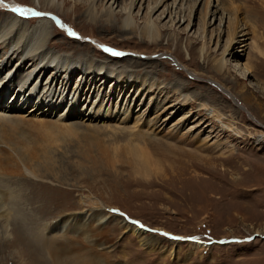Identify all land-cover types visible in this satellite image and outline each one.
I'll use <instances>...</instances> for the list:
<instances>
[{
	"label": "rangeland",
	"instance_id": "rangeland-1",
	"mask_svg": "<svg viewBox=\"0 0 264 264\" xmlns=\"http://www.w3.org/2000/svg\"><path fill=\"white\" fill-rule=\"evenodd\" d=\"M34 1L0 0V26L18 17L33 27L42 18L18 15L13 7L50 11L80 37L53 24L47 53L92 60L141 81L128 84L123 93L118 88L113 96L112 81L94 84L92 102L105 101L109 94L103 109L111 107L110 116L98 119L78 101L79 110L68 120H60L65 106L53 115H28L32 110L46 113L44 103L55 104L43 98L47 74L38 81L40 76L23 70L16 75L14 69L3 81L0 111L19 117L0 122V264H54L48 245L69 247L67 263L85 254L108 264H264V140H257L264 135V16L259 15L264 0H167L153 17L163 30L156 42L139 31L156 0H137L132 9L136 28L127 32L120 30L116 15L129 0L114 5L109 23L96 15L112 0H96L94 6L93 0H59L62 6L55 8ZM235 10L237 41L247 46L226 55V70L219 75L216 63L229 46L227 23ZM102 46L124 54L112 55ZM79 72L69 89L79 85ZM143 78L164 87V95L144 91ZM54 85L57 91L62 87L61 81ZM179 85L186 86L194 102L162 113L177 99L174 88ZM240 94L250 100L248 109L238 106H245ZM198 102L234 117L243 138L221 131L219 123L197 109ZM150 120L153 127L135 125ZM132 132L145 134L149 143L143 135L131 137ZM130 139L147 148L146 158L130 149ZM123 221L129 223L122 226ZM138 227L145 232L142 237Z\"/></svg>",
	"mask_w": 264,
	"mask_h": 264
},
{
	"label": "bare ground",
	"instance_id": "bare-ground-1",
	"mask_svg": "<svg viewBox=\"0 0 264 264\" xmlns=\"http://www.w3.org/2000/svg\"><path fill=\"white\" fill-rule=\"evenodd\" d=\"M95 1L96 0H93L91 2L92 6L95 5ZM118 1L119 0H112L111 1L112 3L110 4V6H108L106 8L107 10L106 11L102 10L105 13L102 11L100 13L98 12L96 15V18L97 19L99 18L100 20H104L105 22L109 23V21L111 19H113V7ZM184 1L185 0H182V2H184ZM34 3L36 6H43V7H47V8L53 6V8H55L56 6L61 5L62 1H61V3H59V0H36V1H34ZM136 3H137V0H129L128 4L123 8V10L125 12H123V10H122L123 13L121 12V13L116 15V17L121 19L120 30L123 32L132 31V29L136 28V26H135L136 24H135V22H133L134 20L132 17V9L135 7ZM165 3H167V0H156L155 4H153V6H149L146 19L144 20L143 24L139 27V31L141 32L142 37L148 39L151 42H156L161 38V34H162L161 32L163 30L154 22L153 17L160 10V8L164 6ZM123 5H124V3H123ZM86 6H88V4ZM16 8H20V7H16ZM13 9H14V7H13ZM166 10L167 9H164L160 16L165 15ZM89 11L91 13L92 10H89ZM45 12H48V13H46V14L42 13L41 20L36 19L38 21V23L36 25H34L33 27H28L26 25L24 26L22 21L18 17H11L12 19L8 23H6V25L4 24L3 26H0V49H2L4 51V53H2V55H0V75L6 67H8L12 62H14V60H16V62H15L16 65L14 66V64H13V66H14L13 69L11 68L10 71L7 72L6 77H4L3 80L0 79V82H1L0 86L2 85L3 81L8 79V77L13 73L14 69H16L15 70L16 75H17V73H19L20 71L22 72V70H23V72L27 76H30L32 74H35L36 78H38L40 76L39 79H37L38 81L41 78H43L44 75L47 74L45 78L48 77V82H46L44 87L42 88L43 92H44L43 98H45V100H48V101L50 100V102L54 101L55 104L54 103H51V104L44 103V104H42V107H44V108L46 107V110H47L46 113H40L38 111L36 112L35 110H32V111H30V114H28V115H32L34 113L45 115L48 112H50V114L53 115L57 111V109H60L61 107L65 106L64 110H63L64 114L61 115L60 120H62L63 118H67L66 120H68L72 117H75V112L77 110H79V109H77V107L79 106V103H78V101H79L84 106L86 104H88L90 106V108H92L91 109V115L95 114L94 116H97L98 119L100 117H102L103 119L105 117H109L111 114V112H110L111 107L108 110H106L104 108L106 110V113L104 114L105 110L103 109V106H104V103L106 100H108L110 102L111 97L109 98V94H108V96L105 98V101H104V97H101V99H99L98 101L92 102L93 96L92 97L90 96L91 90H92L90 88L91 87L93 88V85L95 84V86H96V84H98V83H100L99 85L101 87L105 86V85L108 86V84H110V82L112 81L113 86L111 87L110 90L112 91V96H113L115 93H117L118 88H120L119 93L121 91L123 93V91L128 90V84H131V83L136 84L138 81L140 82L141 80H139L138 78L133 79L132 76L128 75L126 71H119V70L114 69V68H108L105 66H100L97 62H94L92 60H88V59L87 60H83V59L73 60V59L61 57V56H58L55 54L47 53L48 48L51 47V45H53L52 39L50 38L52 36L50 29L53 28L56 30V27L53 25V24H55L54 20L49 15H47V14H49L50 11H45ZM192 12H193V9L191 8V13L188 14L190 20H191ZM103 13H104V16L106 18H104ZM181 13L183 14L182 11H181ZM181 13H180V15H182ZM50 14L54 15L53 13H50ZM237 14H238V12L235 10L234 11V18L230 17L229 21L227 23L228 29L231 33H229L230 34L229 35V43H228L229 46H227L222 57L220 59H218L217 63H216V71L219 75H222L226 70V67H227L226 55L227 54L232 55V56L236 55V53L239 52L238 50H241V52H242V51H244L243 48L247 46L245 41H243V42L237 41V33L239 30L238 23L236 22V20H238ZM259 15H260V17L264 16V10L259 12ZM55 16H57L59 19H61V17L59 15H55ZM171 16H172V14H171ZM188 16H186V14H185L183 19H185V17H186L187 18L186 21H188V19H189ZM91 17H93V16H91ZM93 18H95V17H93ZM176 18H177V16L175 17V19H172L171 21L175 22ZM203 18H204L203 22H205V24H206L207 12L203 16ZM33 20H31V22H33ZM36 20H34V21H36ZM179 22H180V20H179ZM112 24L110 26H112V27L115 26ZM191 24L192 23L190 22L187 27H189ZM71 30L73 31L74 29L71 28L70 31L68 29V32H71ZM150 39H152V40H150ZM238 44H240V46H234V45H238ZM231 48H232V50H230ZM2 50H1V52H2ZM235 51H238V52H235ZM1 52H0V54H1ZM200 53H201V56L203 55L204 60L209 58L207 56V54L205 53L204 45L200 49ZM193 54H194L193 51L190 52L191 58L195 57ZM135 61H138V60H135ZM28 64L30 65L29 68H27ZM17 66L20 67L18 70H17ZM233 68L235 70V67H233ZM78 72L80 74L77 77L81 78L80 83H79V85L77 84L76 88L71 90V89H69V84ZM60 81L62 83V87L60 88V86H59L60 90L57 91V89H55L56 86L54 84H57V82H60ZM90 82L92 84L89 86ZM142 82H144L143 83V87H145L144 91H149V93H155L157 91L158 92L157 94H163L164 93L165 88L160 87L157 83H155L153 81L148 82L144 78H143ZM123 83H125L126 85L121 87ZM218 84H220V83H218ZM42 86H43V84H42ZM220 86L222 88L224 87L222 84H220ZM63 87L64 88L66 87L65 90L68 87V90H69L68 94L65 96H64L65 92L63 90ZM174 89H175L174 91L176 92L175 94L178 95L177 99L174 100L172 103H170L171 105H167L162 110H160V111H162V113L167 111V109L168 110L171 108L172 109L173 108H179L180 109V108L186 107V106L190 105L192 102H194L192 100L191 96L188 94V91H187L185 85L180 86V88H174ZM95 90H97V89H95ZM225 91H226L225 94L230 96L232 98V100H234V101L237 100L235 97L236 95L233 96L231 93H229L230 91H227V90H225ZM48 93H50V95L55 94L56 96H59L62 98H53V99L47 98L46 96ZM98 96H97V98H98ZM240 96H243L242 97V100H243L242 103H244L245 106H243L240 103H237L238 106L241 107L240 109H246V108L248 109L251 106L250 100H246V99H248L247 96L245 97L242 94H240ZM167 98L169 99V97H167ZM3 99H5V95L3 96ZM74 99H75V104H72L71 102H73ZM10 100H11V98H10ZM67 103H68V105H67ZM21 104L24 105L23 102H21ZM95 104H96V107L94 109ZM10 105H11V107L13 106L12 103H10ZM197 106H198L197 109L205 111L209 118L214 119L215 122L219 123V125L221 127V131H224L226 133H232L237 138H243V133L237 127V123H236V120L234 119V117L223 115L216 107H212V106L208 105L207 103L198 102ZM7 107H9V106H7ZM7 107H5V108H7ZM3 108L4 107L1 105V101H0V109H3ZM162 113L160 112V115ZM169 114H170V112H169ZM14 115H16V114H13V112H6L4 110H1L0 111V122L4 121V120H9V119L10 120L15 119V118L19 117V116L16 117ZM47 115H49V114H47ZM167 117H165V118H167ZM150 124H152L151 120L148 121V123H142V124L140 121H135L136 127H139V128H141L140 126H142V125H148L149 126ZM153 124L156 125L157 123L155 122ZM143 127H145V126H143ZM149 127H153V126H149ZM142 135H143V137H142ZM130 136L131 137L132 136H135V137L141 136L143 141L149 143L148 140H146L144 138L145 134H143V133H133ZM136 139H140V138L137 137ZM261 139L264 140V135L259 136V138L257 140L261 141ZM131 141H133V145L129 144L130 149L134 150L135 151L134 153L138 154V158H146L144 156V154L148 153L147 148L146 147L141 148L136 141L135 142L137 144H134V140L130 139V142ZM144 145H146V144L144 143ZM17 147H19V146H17ZM16 149H18V148H16ZM18 150H20V149H18ZM7 183H9V181ZM2 184H3V181L0 179V190L2 188ZM4 193L7 195L8 199H10L8 194L6 193V191H4ZM16 199H18V198H16ZM13 203H14V201H13ZM1 206L4 207L3 205H1V202H0V207ZM0 212H2L1 208H0ZM0 216H1V214H0ZM98 218H100V216ZM128 223L123 221L122 226H126ZM135 231L139 237H142L143 234H145V232L143 230H141V228H139V227ZM75 232H77V231H75ZM74 236H77V234L74 233ZM66 240H67V238H66ZM64 247L65 246H63V245H61V246L60 245L59 246L48 245L49 252L51 254H53L54 264H103V263L108 264L107 261L106 262L104 260H103L104 262L97 261V260H95L94 257H88V255H85V254L81 256V258H82L81 261H76L75 263L64 262V261H66V260H64V258H65L64 255H67L69 253L68 249H70L69 247L68 248H64ZM195 248H200V244H198ZM88 253H89V250H88Z\"/></svg>",
	"mask_w": 264,
	"mask_h": 264
},
{
	"label": "snow or ice",
	"instance_id": "snow-or-ice-1",
	"mask_svg": "<svg viewBox=\"0 0 264 264\" xmlns=\"http://www.w3.org/2000/svg\"><path fill=\"white\" fill-rule=\"evenodd\" d=\"M13 12L15 13H19L21 16H24L25 13L27 12V9H23V8H14L12 9ZM34 15H40V13H33ZM106 51H111V49H106ZM113 55H120V53L118 52H114L112 53ZM135 223V222H134ZM141 227H143V225H141Z\"/></svg>",
	"mask_w": 264,
	"mask_h": 264
},
{
	"label": "water",
	"instance_id": "water-1",
	"mask_svg": "<svg viewBox=\"0 0 264 264\" xmlns=\"http://www.w3.org/2000/svg\"><path fill=\"white\" fill-rule=\"evenodd\" d=\"M49 16L52 17V18L56 21V23H57L61 28H64V29L67 31V33H68V28L65 27V26L61 23V21H59V20H58L55 16H53V15H49ZM69 34H70V32H69ZM71 35H74V36L79 37L77 34H74V33H71ZM102 48L107 49L106 47H102ZM108 52H110V53H114L115 51L111 50V51H108Z\"/></svg>",
	"mask_w": 264,
	"mask_h": 264
}]
</instances>
